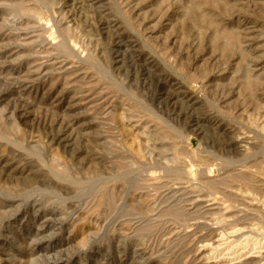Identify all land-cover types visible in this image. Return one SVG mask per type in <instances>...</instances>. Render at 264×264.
Returning a JSON list of instances; mask_svg holds the SVG:
<instances>
[{"label": "rangeland", "instance_id": "rangeland-1", "mask_svg": "<svg viewBox=\"0 0 264 264\" xmlns=\"http://www.w3.org/2000/svg\"><path fill=\"white\" fill-rule=\"evenodd\" d=\"M263 206L264 0H0V264H264Z\"/></svg>", "mask_w": 264, "mask_h": 264}, {"label": "bare ground", "instance_id": "bare-ground-1", "mask_svg": "<svg viewBox=\"0 0 264 264\" xmlns=\"http://www.w3.org/2000/svg\"><path fill=\"white\" fill-rule=\"evenodd\" d=\"M245 144V143H244ZM253 174V173H252ZM224 176V175H223ZM209 177H212V176H209ZM208 179V178H207ZM225 179V178H224ZM208 181H211V179L210 180H208ZM215 181V180H214ZM213 180H212V183L214 182ZM257 181V180H256ZM216 182V181H215ZM260 182V181H259ZM207 184H208V182H206ZM209 184H210V182H209ZM254 184V183H253ZM258 184V183H257ZM222 185V184H221ZM256 185V184H255ZM259 185V184H258ZM214 186V185H213ZM219 186H220V183H219ZM227 191H228V188L226 189ZM225 190V191H226ZM246 191V190H245ZM229 192V191H228ZM242 192V191H241ZM259 192V191H258ZM258 192H257V194H258ZM221 193H224V192H221ZM225 193H227V192H225ZM232 194V193H231ZM231 194L229 195V197L231 196ZM242 194V193H241ZM251 194V193H250ZM224 195V194H223ZM223 195H222V197H223ZM254 195H256V194H254ZM259 195V194H258ZM225 196V198L227 197V194H225L224 195ZM236 196V195H235ZM261 196V195H260ZM232 197V196H231ZM231 197H230V200H231ZM251 197V196H250ZM244 198V197H243ZM206 199V198H205ZM226 199H228V198H226ZM238 199H240V198H238ZM242 199V198H241ZM255 199H256V197H255ZM255 199H254V202H255ZM259 199V198H258ZM251 200V199H250ZM260 200V199H259ZM215 201V200H214ZM257 202V201H256ZM208 203V202H207ZM215 203V202H214ZM216 205V204H215ZM248 205V204H247ZM250 205V204H249ZM258 205V204H257ZM264 207V206H263ZM247 208H248V206H247ZM257 209V208H256ZM238 210H240V209H238ZM247 210V209H246ZM255 210V209H254ZM219 211V210H218ZM258 211H260V210H258ZM213 214V213H212ZM232 215V214H231ZM247 216V215H246ZM249 216V215H248ZM241 219H242V217H241ZM245 220V219H244ZM238 222V221H237ZM236 224V223H235ZM223 225V224H222ZM260 230H262V229H260ZM238 238V237H237ZM262 239V238H261ZM248 240V239H247ZM257 243H255L254 245H256ZM211 246V245H210ZM259 246V245H258ZM241 247V246H240ZM248 248V247H247ZM255 249V248H254ZM263 249V248H262ZM260 250V249H259ZM263 258H264V254H263V256H262ZM262 259V258H261ZM261 259H259L260 261H262ZM252 260V259H251ZM250 260V261H251ZM254 260V259H253ZM247 261V260H246ZM245 261V262H246ZM244 262V263H245ZM253 262V261H252ZM252 262H251V264H252ZM244 263H242V264H244Z\"/></svg>", "mask_w": 264, "mask_h": 264}]
</instances>
